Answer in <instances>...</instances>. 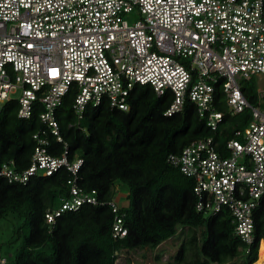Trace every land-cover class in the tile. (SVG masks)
<instances>
[{
    "label": "built area",
    "instance_id": "built-area-1",
    "mask_svg": "<svg viewBox=\"0 0 264 264\" xmlns=\"http://www.w3.org/2000/svg\"><path fill=\"white\" fill-rule=\"evenodd\" d=\"M254 75L264 76V0H0V111L5 101L18 99V115L28 119L39 102L44 125L33 135L30 165L17 169L10 160L0 174L26 184L35 175L71 172L70 195L46 213L50 225L84 203L104 204L95 190L78 184L84 159L71 161L66 142L60 155L50 149L51 136L63 141L57 109L74 92L79 119L89 105L127 112L135 85L148 84L172 97L166 116L191 101L206 119L213 134L167 161L194 180L198 212L228 210L235 233L251 244L264 197V88L254 103L243 90ZM221 102L227 111L219 109ZM226 112H249L250 118L243 127L235 124L220 146L216 136ZM111 204L113 235L124 237V215Z\"/></svg>",
    "mask_w": 264,
    "mask_h": 264
},
{
    "label": "trees",
    "instance_id": "trees-1",
    "mask_svg": "<svg viewBox=\"0 0 264 264\" xmlns=\"http://www.w3.org/2000/svg\"><path fill=\"white\" fill-rule=\"evenodd\" d=\"M243 90L254 103L256 81L243 82ZM73 99L70 92L57 109L63 141L51 136L50 149L60 155L66 142L71 161L82 157L78 184L85 191L95 190L105 203H84L50 225L46 213L70 195L71 172L63 168L50 176L35 175L26 184L10 183L0 174V221L19 222L8 244L14 250L7 257L0 255L6 258L0 264H117L120 253L158 249L185 228L187 238L174 261L163 264H254L259 260L264 197L255 210V240L247 244L235 233L228 210L212 216L196 210L194 180L167 161L170 153H180L191 141L213 134L194 103L187 101L182 111L166 116L172 97L157 95L148 84H136L130 111L108 104L89 105L79 119L72 109ZM19 106L13 98L1 107L0 169L10 160L17 169L27 168L37 143L33 135L44 128L39 102L28 119L19 117ZM218 107L227 111L224 102ZM226 114L223 132L216 136L220 146L232 136L235 124L243 127L250 118L249 112L235 117ZM76 121L78 125L69 126ZM119 184L128 188L127 205H120L116 198ZM111 202L124 215L128 227L124 237L113 235L116 213Z\"/></svg>",
    "mask_w": 264,
    "mask_h": 264
},
{
    "label": "rangeland",
    "instance_id": "rangeland-1",
    "mask_svg": "<svg viewBox=\"0 0 264 264\" xmlns=\"http://www.w3.org/2000/svg\"><path fill=\"white\" fill-rule=\"evenodd\" d=\"M253 80L256 81L257 89L260 87L264 88V76L254 75ZM256 94V93H255ZM128 194V188L124 184H119L116 190V198L120 205H127L128 200L126 195ZM19 225L17 221H9L3 219L0 221V255L7 257L10 255L9 251H13V247H10L9 241L14 239V233L16 227ZM187 228L178 235L169 238L164 241L158 249L151 250L149 248L136 249L129 252L120 253L116 259L117 264H163L165 261H174V256L177 254L182 241L187 238ZM198 232H200L198 230ZM161 253L159 259L156 258ZM131 262H127V260ZM261 260V259H259Z\"/></svg>",
    "mask_w": 264,
    "mask_h": 264
},
{
    "label": "bare ground",
    "instance_id": "bare-ground-1",
    "mask_svg": "<svg viewBox=\"0 0 264 264\" xmlns=\"http://www.w3.org/2000/svg\"><path fill=\"white\" fill-rule=\"evenodd\" d=\"M260 258L261 260H257L254 264H263L264 263V243L261 242L260 248H259Z\"/></svg>",
    "mask_w": 264,
    "mask_h": 264
},
{
    "label": "crops",
    "instance_id": "crops-1",
    "mask_svg": "<svg viewBox=\"0 0 264 264\" xmlns=\"http://www.w3.org/2000/svg\"><path fill=\"white\" fill-rule=\"evenodd\" d=\"M264 243V242H263Z\"/></svg>",
    "mask_w": 264,
    "mask_h": 264
}]
</instances>
